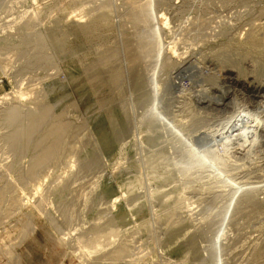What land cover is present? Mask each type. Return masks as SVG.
Listing matches in <instances>:
<instances>
[{"label":"rangeland","instance_id":"rangeland-1","mask_svg":"<svg viewBox=\"0 0 264 264\" xmlns=\"http://www.w3.org/2000/svg\"><path fill=\"white\" fill-rule=\"evenodd\" d=\"M263 21L264 0H0V264H264Z\"/></svg>","mask_w":264,"mask_h":264},{"label":"bare ground","instance_id":"bare-ground-1","mask_svg":"<svg viewBox=\"0 0 264 264\" xmlns=\"http://www.w3.org/2000/svg\"><path fill=\"white\" fill-rule=\"evenodd\" d=\"M261 10H262V9H261ZM262 11H263V10H262ZM252 12H253V11H252ZM258 13H259V12H258ZM254 14H255V13H254ZM261 14H262V13H261ZM233 15H234V14H233ZM250 15H251V14H250ZM228 17H229V16H228ZM261 18H262V17H261ZM255 19H256V18H255ZM259 19H260V18H259ZM212 21H213V20H212ZM231 21H232V20H231ZM263 22H264V21H263ZM96 23H97V22H96ZM234 24H235V23H234ZM258 24H259V23H258ZM262 24H263V23H262ZM262 24H261V25H262ZM96 25H97V24H96ZM225 25H226V24H225ZM256 25H257V24H256ZM256 25H255V26H256ZM222 26H223V25H222ZM250 26H251V25H250ZM253 26H254V25H253ZM257 27H258V26H256V28H257ZM216 28H217V27H216ZM216 30H217V29H216ZM251 31H252V30H251ZM254 31H256V29H255ZM249 33H250V32H249ZM253 33H254V32H253ZM226 34H227V33H226ZM263 34H264V33H262V35H263ZM252 35H253V34H252ZM255 37H256V36H255ZM257 37H258V36H257ZM259 38L261 39V37H259ZM260 39H258V42H257V41H256L257 39L255 38V41H256L255 43L258 44L259 41H260ZM262 39L264 40V37H263ZM175 41H176V40H175ZM153 42H154V41H153ZM262 42H263V41H262ZM262 42H261V43H262ZM251 43H252V42H251ZM255 43H254V44H255ZM154 44H155V43H154ZM256 44H255V45H256ZM259 44H260V43H259ZM263 44H264V43H263ZM159 45H160V44H159ZM260 45H261V44H260ZM155 46H156V45H155ZM175 46H176V45H175ZM261 46H262V45H261ZM261 46H260V47H261ZM149 47H150V46H149ZM153 48H154V47H153ZM173 50H174V49H173ZM157 51H158V50H157ZM174 51H176V50H174ZM154 52H155V51H154ZM110 56H111V55H110ZM108 59H109L110 61H112L111 58H109V56H108ZM106 60H107V57H106ZM109 60L107 61L108 63L110 62ZM101 61H103V60H101ZM101 61H100V62H101ZM104 62H105V59H104ZM113 63H114V62H113ZM97 64H98V63H97ZM97 64H96V66L100 65L101 63L98 64V65H97ZM105 64H106V63H105ZM112 66H114V65H112ZM132 66L134 67V64H133ZM114 67H115V66H114ZM114 67H113V68H114ZM133 67H132V69H133ZM110 68H111V67H110ZM113 68H111L110 70H112ZM107 69H108V68H107ZM107 69H106V72L109 73L110 70L107 71ZM103 73H104V71H103ZM117 73H119V71H118ZM117 73H116V74H117ZM101 74H102V73H101ZM116 74H114V76H115ZM99 76H100V75H99ZM119 76H120V75H119ZM96 78H98V77H96ZM96 78H95V80H96ZM115 78H116V76H115ZM115 78H113V80H114ZM119 78H120V77H119ZM101 79H103V78H101ZM116 80H117V82H118V79H116ZM237 80H238V79H237ZM119 81H120V80H119ZM111 82H112V80H111ZM113 83H114V81L112 82V84H113ZM94 84H95V83H94ZM110 84H111V83H110ZM115 84L117 85L116 81H115ZM115 84H114V85H115ZM234 84H235V83H234ZM114 85H113V86H114ZM116 85H115V86H116ZM251 85H252V84H251ZM115 86H114V87H115ZM242 86H243V85H242ZM238 87H239V86H238ZM31 90H32V89H31ZM175 90H176V89H175ZM179 91H180V90H179ZM245 91H246V90H245ZM28 92H29V91H28ZM246 92H247L248 96L250 97V99L252 100V102H254V103H258V105H259V103L262 102L261 100L264 99V87H262V86H253V85H252V86L249 87V89H247ZM22 93H23V92H22ZM22 93H21V94H18L17 99H18V98H20V99L23 98V94H22ZM32 93H33V92H32ZM32 93H31V94H32ZM34 93H35V92H34ZM28 94H29V93H28ZM179 94H180V93H179ZM222 95H223V94H222ZM6 96H7V95H6ZM14 96H15V95H14ZM29 97H30V96H29ZM207 97H208V96H207ZM175 98H176V97H175ZM172 99H173V97H172ZM3 100H4V99H3ZM5 100H7V99H5ZM37 100H40V98H39V99L37 98ZM214 100H215V99H214ZM221 100H223V99H221ZM221 100H220V101H221ZM34 101H35V100H34ZM73 101H74V100H73ZM218 101H219V100H218ZM263 101H264V100H263ZM75 102H76V101H75ZM75 102H74V103H75ZM155 102H156V101H155ZM164 102H165V101H164ZM198 102H199V104L204 105V106H207V107H209V106L212 107L213 105L222 104V101H221L220 103H219V102H217V103L212 102V100L209 99V97H208V98H206V97H201V98L198 99ZM233 102H234V101H233ZM233 102H228V104L226 105V107H229V108L232 107V108H233V107H234ZM70 103H71V102H70ZM166 104H167V103H166ZM263 104H264V103H263ZM43 105H45V104L43 103ZM48 105H50V104H47V106H44V107H43V110H44L45 107L48 108ZM73 105H74V104H73ZM178 105H179V104H178ZM253 105H254V104H253ZM260 105H262V104H260ZM164 106H165V105H164ZM167 106H170V105H167ZM204 106H203V107H204ZM263 106H264V105H263ZM263 106H262V109H263ZM19 107H20V106H19ZM69 107H70V106H69ZM72 107H74V106H72V104H71V108H72ZM75 107H76V106H75ZM173 107H174V106H173ZM260 107H261V106H260ZM260 107H259V108H260ZM11 108H12V109H11V111H10V114L12 115V117H13V116L15 117L14 114H16L15 112H16V110H19V108L17 109L16 106H11ZM50 108H52V106H50ZM50 108H49V109H50ZM41 109H42V108H41ZM74 109H76V108H74ZM168 109H169V108H168ZM257 109H258V107H257ZM36 110H37V109H36ZM43 110H42V112H43ZM46 110H48V109L45 108V111H46ZM65 110H67V109L65 108ZM65 110H64V111H65ZM76 110H77V109H76ZM225 110H226V109H225ZM31 111H32V110H31ZM49 111L51 112V110H48V113H47L48 116H49V114L52 113V112L50 113ZM52 111H54L53 108H52ZM167 111H168V110H167ZM229 111H230V110H229ZM253 111H254V110H253ZM33 112H34V111H33ZM38 112H39V110H38ZM70 112H71V111H70ZM73 112H74V111H73ZM29 113H30V112H28L27 115H28ZM54 113H55V111L53 112V114H54ZM59 113H60V112H59ZM61 113H62V115H65V117H66V115L68 114V113H67V114H66V113L64 114L62 110H61ZM61 113H60V114H61ZM165 113H166V112H165ZM263 113H264V111L262 112V114H263ZM31 114H32V113H31ZM53 114H51V115L53 116ZM69 114H71V113H69ZM27 115H26V116H27ZM51 115L49 116L50 118H51ZM60 116H61V115H60ZM67 116H68V115H67ZM167 116H168V115H167ZM14 117H13V119H16V118H14ZM36 117H37V116H36ZM43 117H44V119L47 120L46 112H43V113H41V114L39 115V118H38V120H37V121H38L37 124L40 123V122H39L40 119L43 120ZM49 117H48V118H49ZM26 118H28V117H26ZM26 118H25V119H26ZM55 118H56V119L59 118V117H58V114H57V116H55ZM25 119H24V120H25ZM28 119H29V118H28ZM30 119H31V118H30ZM32 119H35V117L32 118ZM63 119H64V118H63ZM66 119H67V117H66ZM42 120H41V121H42ZM46 120H44V121L46 122ZM58 120H59V122L57 121L58 123H57L56 121H54L55 124L52 122L54 125H53V124H50V125H51V128H50V129H49L50 125H48L49 127H48L47 137H46V135L44 136L45 141H43V140H44L43 136H42V137H39L40 140H39V138H38V140H37V141H39L38 145L41 143V144H40L41 146H42V145L45 146V150H44V148H43V151H40L41 153L38 152V153H40V154H38V155L36 154V156H38V161H37V163H38V164L40 163V165H38V167L43 166L44 164H46V161L48 160V157H49L51 154H52V156L54 155L53 157L55 158L56 155H55L54 153H55L57 150H58L57 152H62V151L59 150V145H58V144H62V143H60V142L62 141V139H63V137H62V133L64 134V132H65V131H64L65 127L67 128V126H69L71 122H69V120H68L69 123H68V122H67V123H68L69 125L67 124V125H65V127H64V124H66V120H64V122H62L63 120H62V121H61L60 119H58ZM30 121H32V120H30ZM35 121H36V120H35ZM35 121H33V122L35 123ZM37 121H36V122H37ZM60 121L62 122V124L60 123ZM26 122H27V121H26ZM45 122H43V123H45ZM27 123H29V121H28ZM43 123H42V127H44V124H43ZM46 123H47V122H46ZM46 123H45V124H46ZM32 124H33V123H32ZM192 124H193V123H192ZM192 124H191L190 126H194V125H192ZM198 124H199V123H198ZM22 125H23V124H22ZM29 125H30V123L28 124V126H29ZM34 125H35V124H33V125L30 126V127H33ZM40 125H41V123H40ZM52 125H53V126H52ZM190 126H189V127H190ZM197 126H198V125H197ZM262 126H263V125H262ZM34 127H37V128H38V131L42 129L41 127H40L41 129H39V126H34ZM26 128H28V129L30 130L29 127L26 126ZM26 128H25V126H24L23 129H25L24 131L27 132V129H26ZM194 128H195V126H194ZM261 128H262V127H261ZM261 128H259V129H261ZM32 129H34V128H32ZM201 129H202V128H201ZM210 129H211V128H210ZM224 129H225V128H224ZM262 129H263V128H262ZM262 129H261V130H262ZM29 130H28V131H29ZM35 130H36V129H35ZM42 130H43V129H42ZM46 130H47V128H46ZM179 130H180V129H179ZM181 130H182V129H181ZM32 131H34V130H32ZM38 131L36 130V132H38ZM63 131H64V132H63ZM66 131H67V129H66ZM208 131H209V130H208ZM249 131H250V130H249ZM249 131H243V133H245V135H247V136H251L253 130L251 129V131H250L251 133H250ZM30 132H31V131H30ZM30 132H28V133H30ZM34 132H35V131H34ZM184 132H185V131H184ZM32 133H33V132H32ZM243 133H242V132H238V133H235V135H232L231 137L233 138V141H235V139L238 138V135L240 136V134H243ZM30 134H31V133H30ZM33 134H36V133H33ZM37 134H38V133H37ZM65 134H67V132H66ZM188 134H189V132H188ZM206 134H207V132H206ZM31 135H32V134H31ZM43 135H44V134H43ZM185 135H187L186 132H185ZM190 135H191V134H190ZM201 135H203V136H201V138H203V141H205V140H204V134H201ZM220 135H221V134H220ZM222 135H223V134H222ZM227 135H228V134H227ZM28 136H29V135H28ZM32 136H33V135H32ZM32 136H31V138H34L35 135H34L33 137H32ZM63 136H65V135H63ZM212 136H213V135H212ZM223 136H224V135H223ZM26 137H27V136H26ZM65 137H66V136H65ZM185 137H187V136H185ZM194 137H195V136H194ZM208 137H209V136H208ZM217 137H218V136H217ZM220 137H221V136H220ZM231 137H230V138H231ZM245 137H246V136H245ZM35 138H36V137H35ZM41 138H43L42 141H41ZM47 138L51 139L50 144H46V143H45V142L47 141V140H46ZM187 138H188V137H187ZM187 138H186V139H187ZM196 138H197V136H196ZM211 138H212V137H211ZM232 138H231V139H232ZM240 138H241V137H240ZM64 139H65V138H64ZM64 139H63V140H64ZM193 139H195V138H193ZM199 139H200V138H199ZM199 139H198V140H199ZM217 139H219V138H217ZM220 139H221V138H220ZM26 140H29V141H27V142H29V144L31 143V142H30V140H31L30 138H29V139L26 138ZM198 140H197V141H198ZM225 140H226V139H225ZM40 141H41V142H40ZM48 141H49V140H48ZM192 141H193V140H192ZM192 141H190V142H192ZM195 141H196V139L194 140V142H195ZM199 141H200L199 143H196V142H195V144H196V145H199V147H205V146H200V144H203L204 142H201V139H200ZM214 141H215V140H214ZM241 141H242V140H241ZM43 142H44V143H43ZM63 142H64V141H63ZM215 142H216V141H215ZM219 142H220V141H219ZM36 143H37V142H36ZM192 143H193V142H192ZM205 143H206V142H205ZM205 143H204V144H205ZM29 144H28V145H29ZM63 144H64V143H63ZM204 144H203V145H204ZM36 145H37V144H36ZM196 145H195V146H196ZM34 146H35V145H34ZM41 146H40V148H41ZM62 146H63V145H62ZM206 146H207V145H206ZM37 147H38V146H37ZM56 147H58V149H56ZM35 148H36V147H35ZM206 148H207V147H206ZM55 150H56V151H55ZM61 150H62V148H61ZM200 150H201V149H200ZM214 150H215V149H214ZM36 151H37V150H36ZM203 151H204V150H203ZM206 151L209 152V153H212V152H210V151H213V150H210V151H209V149H207ZM57 152H56V153H57ZM201 152H202V151H201ZM180 153H181V152H180ZM182 153H184V152H182ZM213 153H215V152H213ZM213 153H212V154H213ZM57 154H58V153H57ZM59 154L61 155V153H59ZM181 155H182V154H181ZM214 155H216V154H214ZM214 155H213V156H214ZM218 155H220V153H219ZM218 155H217V156H218ZM36 156H35V157H36ZM57 156H58V155H57ZM217 156H216V157H217ZM53 157L50 156V159L53 158ZM214 157H215V156H214ZM219 157H220V156H219ZM181 160H183L181 163L183 164V168H182V169H183V172H184L185 176H186V175H189V176H190V173H191L195 168H198V167H201V166H202V161H201L200 159H198V158L195 157V156H191V155H189V154H187V153L183 154V158H182ZM49 162H50V160H49ZM34 163H36V162L34 161ZM37 163L35 164V166H37ZM41 163H42V164L44 163V164L41 165ZM47 163H48V162H47ZM222 163H223V162H222ZM223 164H224V163H223ZM35 166H33V165L31 166V169H30L31 173L29 172L30 175H31V174L34 175L33 172H32L33 170H34V172L36 173L35 169L38 168V167H36V168H34V169L32 168V167H35ZM44 166H46V165H44ZM44 166H43V167H44ZM236 166H237V165H236ZM202 167H203V166H202ZM32 169H33V170H32ZM28 171H29V170H28ZM154 174H155V173H154ZM30 175H29V176H30ZM37 186H38V189L41 188V184H39V185H37ZM20 193H21V192H20ZM20 197H21V196H20ZM14 198H15V197H14ZM18 199H19V198H18ZM15 200H16V198L14 199V201H15ZM19 200H20V199H19ZM13 204H15V203H13ZM71 216H72V215H71ZM174 216H176V215H174ZM68 217H69V216H68ZM229 217H230V216H229ZM215 221H216V220H215ZM156 225H157V224H156ZM114 232H115V231H114ZM94 240H96V239H94ZM94 240H91V242H93ZM96 241H97V240H96ZM91 242H90V243H91ZM93 243H96V242H93ZM98 243H100V242H98ZM87 244H89V242H88ZM101 244H102V243H101ZM92 245H93V244H92ZM92 245H91V246H92ZM87 248H88V247H87ZM120 248H121V247H120ZM81 249H82V248H81ZM138 249H139V248H138ZM87 250H88V249H87ZM120 250H121V249H120ZM120 250H119V251H120ZM87 252H88V251H87ZM120 252H121V251H120ZM120 252H119V253H120ZM122 252H123V251H122ZM91 253H92V252H91ZM115 253H116V252H115ZM117 254H118V250H117ZM114 255H115V254H113V256H114ZM120 255H121V254H120ZM123 255H124V253H123ZM128 256H129V255H128ZM118 258H119V257H118Z\"/></svg>","mask_w":264,"mask_h":264}]
</instances>
